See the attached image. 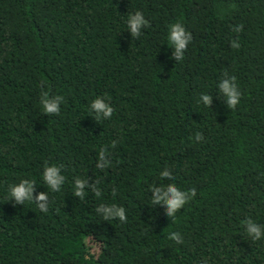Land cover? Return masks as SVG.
Here are the masks:
<instances>
[{
  "label": "trees",
  "instance_id": "trees-1",
  "mask_svg": "<svg viewBox=\"0 0 264 264\" xmlns=\"http://www.w3.org/2000/svg\"><path fill=\"white\" fill-rule=\"evenodd\" d=\"M136 11L149 23L139 38L126 26ZM177 22L192 35L179 62L166 40ZM224 72L242 93L235 109L218 93ZM45 92L64 97L58 115L41 110ZM98 96L110 120L89 110ZM45 163L66 177L49 211L13 206L8 185L21 179L47 191ZM165 168L196 189L174 222L149 199ZM74 177L102 196L75 197ZM100 204L126 221H103ZM247 218L264 225V0H0V264H264Z\"/></svg>",
  "mask_w": 264,
  "mask_h": 264
},
{
  "label": "clouds",
  "instance_id": "clouds-1",
  "mask_svg": "<svg viewBox=\"0 0 264 264\" xmlns=\"http://www.w3.org/2000/svg\"><path fill=\"white\" fill-rule=\"evenodd\" d=\"M126 26L132 37L139 38L142 35V29H147L149 23L141 11H136L127 15ZM232 30L238 33L241 31V26H235ZM166 40L170 48L174 50L173 56L179 62L184 59V53L192 41V35L181 23L177 22L168 26ZM231 46L236 48L239 47V44L237 41H232ZM217 89L218 93L223 96L228 109H235L240 104L242 93L235 76H230L227 72H224L217 84ZM63 102V96L57 95L49 99V94L45 92L41 95L40 107L45 114L58 115L61 111L59 105ZM198 103L208 108L211 104V96L206 93H201ZM89 110L95 114L97 121L110 120L114 112V108L110 103V97L108 96L96 97L89 105ZM194 138L195 141L199 142L203 139V136L200 133H196ZM111 146L115 147V141ZM111 166L109 152L107 149L101 148L97 156L96 168L103 171ZM159 175L161 180H166L169 183L167 185L161 184L159 187L151 186L149 191L152 193V196L149 199L154 206L162 205L166 209V216L174 222L177 212L181 208H184L196 196V189H180L173 182L175 176L168 168L162 170ZM65 180L66 177L63 174L62 166L55 163L51 165L45 163L42 171V181L47 191L37 192L33 196L36 190V181L32 179H21L19 183L8 185L6 195L8 201L13 202V206H24L26 203L35 204L41 213L46 214L51 206L49 193H60L65 184ZM86 189L94 193L97 198L102 196V191L97 187L96 183L89 184L86 178H73L72 192L75 197L84 199ZM95 212L103 221L119 220L121 223L126 221L125 208L116 204H100L96 207ZM242 223L245 236L253 243L264 241V225L257 223L251 218L245 219ZM169 239L175 244L184 243L183 237L179 232L172 233Z\"/></svg>",
  "mask_w": 264,
  "mask_h": 264
},
{
  "label": "rangeland",
  "instance_id": "rangeland-1",
  "mask_svg": "<svg viewBox=\"0 0 264 264\" xmlns=\"http://www.w3.org/2000/svg\"><path fill=\"white\" fill-rule=\"evenodd\" d=\"M91 247L90 252L93 253L95 248L92 245H89Z\"/></svg>",
  "mask_w": 264,
  "mask_h": 264
}]
</instances>
